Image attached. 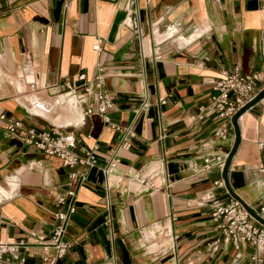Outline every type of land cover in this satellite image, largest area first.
I'll list each match as a JSON object with an SVG mask.
<instances>
[{
  "label": "crops",
  "instance_id": "crops-1",
  "mask_svg": "<svg viewBox=\"0 0 264 264\" xmlns=\"http://www.w3.org/2000/svg\"><path fill=\"white\" fill-rule=\"evenodd\" d=\"M98 67L114 103L107 119L82 120L71 97L56 93L67 77ZM234 67L263 72L264 87V0H0V113L24 127L72 130L78 149L97 144L99 163L117 141L113 124H135L106 187L100 168L76 166L71 179L60 158L0 120V241L24 239L23 264H39L40 237L65 206L55 197L68 200L67 189L87 173L65 234L75 242L56 264H264L250 243L221 241L212 252L222 234L210 201L199 202L208 192L234 197L224 180L214 183L222 167H202L207 153L234 142V132L215 134L221 119L205 107L220 70ZM145 95L149 104L136 113ZM238 124L228 182L264 217V97Z\"/></svg>",
  "mask_w": 264,
  "mask_h": 264
},
{
  "label": "built area",
  "instance_id": "built-area-1",
  "mask_svg": "<svg viewBox=\"0 0 264 264\" xmlns=\"http://www.w3.org/2000/svg\"><path fill=\"white\" fill-rule=\"evenodd\" d=\"M93 46L98 49L99 41L95 42ZM97 69L98 71L90 77L83 70L78 71L73 79L67 77L63 82V90L56 93L71 97L72 105L79 107L82 111V120H84L85 115L93 113L107 119L108 109L114 103V95L104 87V76L100 67ZM262 77L263 72L261 71L243 72L238 67L220 70L219 75L213 80L210 100L205 106L221 119L215 130V134L219 138L225 139L233 132L231 117L258 92L257 83ZM35 87L34 82L30 84L31 89ZM160 102H165V98H160ZM148 104L145 95L136 108V113L146 109ZM198 115L200 116V114ZM0 120L3 121L5 129L9 133L19 136L25 142L32 144L48 155L60 158L62 164L70 168L68 175L71 179L77 175L76 166L100 168L105 177L106 187L110 185L109 177L119 161V149L128 148L131 144V137L135 134L134 121L127 124H113L118 130L117 141L110 146V152L105 157L104 162L99 163L95 152L97 144H93L91 148L78 149L75 134L72 130L64 129V126L51 123L42 128L24 127L21 120L14 116H6L3 113H0ZM228 152L229 149L221 148L218 152L207 153L203 157V169H208L212 165L223 167ZM86 178L87 173L80 174L78 181L67 189L68 200H66L65 195L55 197L57 202L65 203V206L54 210V220L49 234L40 237L39 244L43 252L39 264H56L57 260L63 257L75 242V239L65 238V234L72 213L76 208L77 188ZM214 183L223 184V179H216ZM203 201H210L212 216L217 221L216 226L222 234V237L216 236L209 243V249L212 252L219 248L221 241H230L236 248L241 244L250 243L259 252L264 253V223L255 218L239 199L232 197L229 201H223L208 192L200 197L199 202ZM109 220L110 217H106L105 221L108 222ZM25 244L26 241L22 238L10 242L0 241V258L8 260V264H23L24 257L20 253V248Z\"/></svg>",
  "mask_w": 264,
  "mask_h": 264
},
{
  "label": "water",
  "instance_id": "water-1",
  "mask_svg": "<svg viewBox=\"0 0 264 264\" xmlns=\"http://www.w3.org/2000/svg\"><path fill=\"white\" fill-rule=\"evenodd\" d=\"M264 96V87H262L260 90H258V92L248 101L246 102L243 106H241L231 117V122L233 125V132H234V142L233 145L231 146V148L229 149V152L226 156L225 162L223 164L222 167V177L223 180L229 190V192L236 197L237 199L240 200V202L244 205V207L257 219H259L261 222L264 223V217L261 216L257 211H255L253 208H251V206L249 204H247L239 195H237L231 188L228 182V177H227V170L229 167V163L231 160L232 155L235 152V149L238 145L239 142V138H240V131H239V124H238V116L247 108H249L251 105H253L256 101H258L259 99H261Z\"/></svg>",
  "mask_w": 264,
  "mask_h": 264
},
{
  "label": "bare ground",
  "instance_id": "bare-ground-1",
  "mask_svg": "<svg viewBox=\"0 0 264 264\" xmlns=\"http://www.w3.org/2000/svg\"><path fill=\"white\" fill-rule=\"evenodd\" d=\"M60 96H61V95H60ZM60 96H59V97H60ZM62 96H63V95H62ZM34 109H35V108H34ZM35 110H36V111H40V112H42L43 114H46V112H45V110H44V109H41V108H40V109H38V108H37V109H35ZM112 180H113V179H112Z\"/></svg>",
  "mask_w": 264,
  "mask_h": 264
},
{
  "label": "rangeland",
  "instance_id": "rangeland-1",
  "mask_svg": "<svg viewBox=\"0 0 264 264\" xmlns=\"http://www.w3.org/2000/svg\"><path fill=\"white\" fill-rule=\"evenodd\" d=\"M48 102H51V100H48Z\"/></svg>",
  "mask_w": 264,
  "mask_h": 264
}]
</instances>
